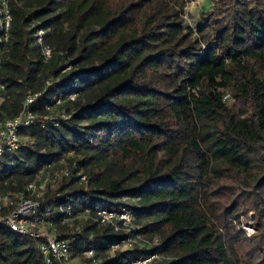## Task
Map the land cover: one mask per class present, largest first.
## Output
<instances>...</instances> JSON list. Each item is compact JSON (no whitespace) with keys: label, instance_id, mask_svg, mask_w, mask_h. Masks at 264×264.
<instances>
[{"label":"trees","instance_id":"trees-1","mask_svg":"<svg viewBox=\"0 0 264 264\" xmlns=\"http://www.w3.org/2000/svg\"><path fill=\"white\" fill-rule=\"evenodd\" d=\"M208 1L193 28L181 0H9L0 122L40 95L20 148L0 158V191L23 190L64 158L75 164L40 209L72 257L264 264V8ZM69 205L74 219L63 222ZM87 209H126L161 244L112 252L126 235L78 217ZM250 211L248 237L239 224ZM0 264L47 262L36 240L0 222Z\"/></svg>","mask_w":264,"mask_h":264},{"label":"built area","instance_id":"built-area-1","mask_svg":"<svg viewBox=\"0 0 264 264\" xmlns=\"http://www.w3.org/2000/svg\"><path fill=\"white\" fill-rule=\"evenodd\" d=\"M12 12L9 0H0V42L6 43L9 39V30L11 27ZM44 31L39 30L36 34L37 42L42 45V54L45 59L52 56V48L43 45ZM0 48V62H1ZM5 89V85L0 82V91ZM39 93L28 94L26 96L23 108L12 118H5L0 122V158L6 154L15 153L21 145L19 131L22 127L29 126L35 119V114L30 110V105L39 97ZM60 101H58L59 103ZM68 118V116H64ZM75 164H71L70 170H63L60 173L52 172L45 176L43 172L38 174L35 179L28 182L23 190L19 191H0V222L5 223L11 230L32 238L37 241L39 251L45 258L47 264H53L55 261L61 264H73V257L69 238H62L57 232V228L52 221L40 211L42 201L49 190V187L58 183L62 178H68L72 174ZM81 182H87V176L78 172ZM62 211L66 212L67 218L63 222L74 219L71 205L64 207ZM81 215V216H80ZM78 217H86L97 223L99 226L111 227L114 232L125 234L121 242L112 246L111 251L126 250L136 245H144L150 248L161 244L160 237L148 238L142 234V226L136 224L129 211H112L107 209H98L93 212L85 210ZM87 258L94 259L92 249L85 252ZM158 258L157 254L137 259L134 264H146Z\"/></svg>","mask_w":264,"mask_h":264},{"label":"rangeland","instance_id":"rangeland-1","mask_svg":"<svg viewBox=\"0 0 264 264\" xmlns=\"http://www.w3.org/2000/svg\"><path fill=\"white\" fill-rule=\"evenodd\" d=\"M183 4V8L181 11V15L184 19V22L193 28L197 27L199 21H200V15L205 11H210L212 9L213 4L208 0H181ZM257 3L264 8V0H257ZM234 98H230V102H234ZM236 102V101H235ZM27 139H23V141H26ZM71 168V162L68 158H64L61 160V162L51 168L50 171H43L44 175L47 176L51 172L54 173H60L63 170H70ZM64 180L63 178L56 184H53L49 187V190L47 193L49 195H52L57 190H61V181ZM84 184H82L83 186ZM254 223V212L250 211L246 215H241L240 217V229L245 233L246 236L251 237L255 234L256 230L253 227ZM75 229V228H74ZM138 247H146L144 245H138ZM73 264H88L86 263L84 257L82 256H75L73 257Z\"/></svg>","mask_w":264,"mask_h":264}]
</instances>
